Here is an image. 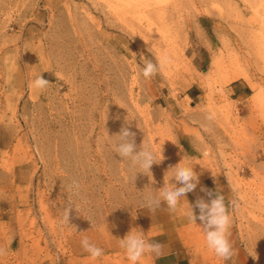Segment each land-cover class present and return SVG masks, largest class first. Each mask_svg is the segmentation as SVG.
Returning a JSON list of instances; mask_svg holds the SVG:
<instances>
[{"label": "rangeland", "instance_id": "1", "mask_svg": "<svg viewBox=\"0 0 264 264\" xmlns=\"http://www.w3.org/2000/svg\"><path fill=\"white\" fill-rule=\"evenodd\" d=\"M166 55L142 76V58ZM126 125L163 158L152 176L115 153ZM182 160L196 189L175 213L149 211ZM201 188L239 205L229 261L184 214ZM133 228L182 264H264V0H0V264H131Z\"/></svg>", "mask_w": 264, "mask_h": 264}, {"label": "clouds", "instance_id": "2", "mask_svg": "<svg viewBox=\"0 0 264 264\" xmlns=\"http://www.w3.org/2000/svg\"><path fill=\"white\" fill-rule=\"evenodd\" d=\"M142 63V76L148 79L155 77L165 65L171 64L172 59L166 55L154 63L152 60L142 58ZM48 85L49 81L44 79L42 75H38L34 80L29 82L30 88L34 87L39 90L46 89ZM205 119L214 121L216 119V113L209 110ZM114 136L118 137L114 145L115 153L121 159L130 161V167L132 169L139 170L135 172V176L137 173H144L146 175L151 174V166L154 163H159L163 159L158 160L156 153L148 146L142 144L140 148H137L135 141L136 133L131 131L127 125L122 127L120 132ZM193 165L194 164L186 165L182 160V162L176 166L171 167L170 169H174L171 184L164 183V186L157 190L158 195H152L151 193L147 194L144 197L143 206L154 213L163 202L166 203L171 213H175L181 207L182 202L186 198V194L194 191L199 183V176L194 171ZM173 180L175 182H172ZM69 188L72 190L73 194L76 195L79 193L80 184L78 181L73 180ZM201 191L206 193L208 200L197 198L194 205L188 202V209L184 214L193 224L197 225V220L200 221L199 227L203 230L207 247L212 250L217 257L224 261H229L236 255L235 249L228 237L232 223L230 209L234 210L238 208L239 205L236 200H231L226 204L225 197L218 191L213 193L205 188H201ZM73 209L76 210L73 202L67 200L64 207V215L62 217L63 223L70 224V214ZM194 209L199 210L198 216L195 214ZM135 229L137 228L131 229L123 239H120V247L124 249L125 255L131 264H138L145 254H152L157 258L164 254V246L160 242L146 240L144 233L140 229L139 231ZM81 244L92 259L99 258L103 255V249L90 243L87 238H84ZM4 254V249L0 248V256ZM251 256L253 259L257 258L256 254Z\"/></svg>", "mask_w": 264, "mask_h": 264}, {"label": "crops", "instance_id": "3", "mask_svg": "<svg viewBox=\"0 0 264 264\" xmlns=\"http://www.w3.org/2000/svg\"><path fill=\"white\" fill-rule=\"evenodd\" d=\"M155 264H182L174 254H163L159 258H154Z\"/></svg>", "mask_w": 264, "mask_h": 264}]
</instances>
